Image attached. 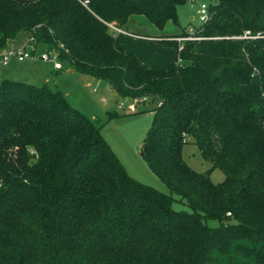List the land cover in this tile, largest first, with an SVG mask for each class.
<instances>
[{
	"label": "trees",
	"instance_id": "trees-1",
	"mask_svg": "<svg viewBox=\"0 0 264 264\" xmlns=\"http://www.w3.org/2000/svg\"><path fill=\"white\" fill-rule=\"evenodd\" d=\"M89 1L0 0V49L32 33L120 96L150 98L144 158L190 210L132 177L62 91L3 78L0 264H264V0L211 2L205 38L162 69L119 47L108 23L142 14L163 28L189 0ZM189 138L207 172L184 159Z\"/></svg>",
	"mask_w": 264,
	"mask_h": 264
},
{
	"label": "rangeland",
	"instance_id": "rangeland-1",
	"mask_svg": "<svg viewBox=\"0 0 264 264\" xmlns=\"http://www.w3.org/2000/svg\"><path fill=\"white\" fill-rule=\"evenodd\" d=\"M214 1L194 0L178 6L177 21L168 20L163 28L156 26L142 14L133 15L130 20L133 24L123 25L121 28L124 30L123 33L129 35L128 37L145 42L148 40L134 38L131 35L139 34L145 37L175 35L187 31L191 26L199 27L202 24L199 17L201 3L210 4ZM24 40L25 33H18L14 38L16 44ZM163 45L174 51L171 61L177 59L176 45L172 43ZM44 48L45 45L39 43L33 58L24 61L12 58L8 65L0 66V81L9 78L35 85L48 84L62 91L74 108L92 118L100 126L105 140L132 177L162 192L173 194L175 209L190 210L187 201L180 200L178 194L172 193L169 186L151 169L143 156V140L153 120V112L149 110L153 104L150 98L143 102L122 97L106 80L80 73L68 66L64 60H61L64 64L63 68L57 70L52 62L43 61L38 57ZM183 157L198 172H207L211 167V162L203 157L194 138H189L184 145ZM210 177L215 183H220L225 179V173L220 168H216L210 173ZM208 222L210 225H217V221L213 219Z\"/></svg>",
	"mask_w": 264,
	"mask_h": 264
},
{
	"label": "built area",
	"instance_id": "built-area-1",
	"mask_svg": "<svg viewBox=\"0 0 264 264\" xmlns=\"http://www.w3.org/2000/svg\"><path fill=\"white\" fill-rule=\"evenodd\" d=\"M80 1L82 2L83 5L89 7V3H90L89 0H80ZM189 1H194V0H189ZM209 5L210 4H207L206 2L201 3L199 9V13H200L199 17L202 23L210 18ZM108 25L113 33L124 32V30L121 27L116 26L113 23H108ZM198 31L199 30L197 29V27L191 26L187 31H184L177 36L169 37L168 40H174L178 43V47H177L178 63L183 62V59L180 56V52L183 50L186 41L200 40L202 38H205L204 36L199 34ZM241 37L253 38L255 36L251 35L250 30H245V33ZM39 43L41 42H38L36 36L33 35L32 33L26 34L25 40L20 44H16L14 40L10 41L6 47L0 49V66L8 65L12 58H16L19 61H24L25 59L33 58L37 53ZM60 47H63V45H60L57 48H50L45 45V48L40 51L38 57L43 61L52 62L56 69L62 68L63 64L61 63Z\"/></svg>",
	"mask_w": 264,
	"mask_h": 264
},
{
	"label": "crops",
	"instance_id": "crops-1",
	"mask_svg": "<svg viewBox=\"0 0 264 264\" xmlns=\"http://www.w3.org/2000/svg\"><path fill=\"white\" fill-rule=\"evenodd\" d=\"M177 13H178V9H177ZM132 16L133 15L129 17L127 23L124 25L130 26L133 24L132 21H130ZM181 33H178L175 35L167 34V35H153V36H146V37L143 35L132 33L133 34L131 35L132 37L148 40L147 42L142 41V40L140 41L137 39H132L128 37L129 35L127 36L126 33H123V32L114 33V35H115V40H116L117 45L121 47L122 49H124L126 52L135 54L141 61L145 62L151 68L162 69L168 66V64L172 62L171 60L174 57V51L172 49H169L166 45H163V44L164 43L169 44V42H166V41H173V40H168L169 37H174ZM25 37H26V34H25ZM156 37L158 39H156ZM150 40H157V41H150ZM150 42H156V43H150ZM177 54H178V51H177ZM177 54H176V57H177ZM14 59L17 60L16 58ZM62 68H59L57 70H60ZM37 74H40V73H37Z\"/></svg>",
	"mask_w": 264,
	"mask_h": 264
},
{
	"label": "water",
	"instance_id": "water-1",
	"mask_svg": "<svg viewBox=\"0 0 264 264\" xmlns=\"http://www.w3.org/2000/svg\"><path fill=\"white\" fill-rule=\"evenodd\" d=\"M143 156H144V152H143Z\"/></svg>",
	"mask_w": 264,
	"mask_h": 264
}]
</instances>
